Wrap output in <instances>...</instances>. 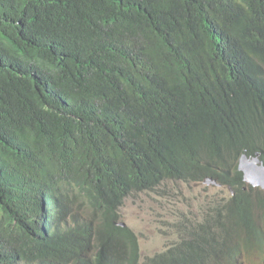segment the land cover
<instances>
[{"label": "trees", "instance_id": "obj_1", "mask_svg": "<svg viewBox=\"0 0 264 264\" xmlns=\"http://www.w3.org/2000/svg\"><path fill=\"white\" fill-rule=\"evenodd\" d=\"M244 153L264 164V0H0V264H264ZM208 179L229 192L142 257L124 199Z\"/></svg>", "mask_w": 264, "mask_h": 264}, {"label": "rangeland", "instance_id": "obj_2", "mask_svg": "<svg viewBox=\"0 0 264 264\" xmlns=\"http://www.w3.org/2000/svg\"><path fill=\"white\" fill-rule=\"evenodd\" d=\"M227 192L212 181H166L155 190L130 193L120 207V220L137 235L142 257L149 256L180 240L179 222L200 219L207 195Z\"/></svg>", "mask_w": 264, "mask_h": 264}, {"label": "water", "instance_id": "obj_3", "mask_svg": "<svg viewBox=\"0 0 264 264\" xmlns=\"http://www.w3.org/2000/svg\"><path fill=\"white\" fill-rule=\"evenodd\" d=\"M238 169L242 172L243 179L247 183L264 189V165L257 155L248 157L246 154H243L239 160ZM209 181L210 179L207 180V182ZM121 225H124V223H121Z\"/></svg>", "mask_w": 264, "mask_h": 264}, {"label": "clouds", "instance_id": "obj_4", "mask_svg": "<svg viewBox=\"0 0 264 264\" xmlns=\"http://www.w3.org/2000/svg\"><path fill=\"white\" fill-rule=\"evenodd\" d=\"M245 154V153H244ZM243 155V154H242ZM241 155V156H242ZM241 156H240V158H241ZM255 156V155H254ZM258 156V155H257ZM249 157V156H248ZM253 157V156H252ZM259 158V157H258ZM240 160V159H239ZM260 160V159H259ZM239 163V162H238ZM263 164V163H262ZM264 165V164H263ZM244 180V179H243ZM245 181V180H244ZM213 182V181H212ZM246 182V181H245ZM247 183V182H246ZM247 184H249V183H247ZM252 186V185H251ZM253 187H258V186H253ZM260 188V187H259ZM260 189H262V188H260ZM264 190V189H263Z\"/></svg>", "mask_w": 264, "mask_h": 264}, {"label": "bare ground", "instance_id": "obj_5", "mask_svg": "<svg viewBox=\"0 0 264 264\" xmlns=\"http://www.w3.org/2000/svg\"><path fill=\"white\" fill-rule=\"evenodd\" d=\"M260 179H263V178H260ZM211 181V180H210ZM223 221V220H222Z\"/></svg>", "mask_w": 264, "mask_h": 264}]
</instances>
